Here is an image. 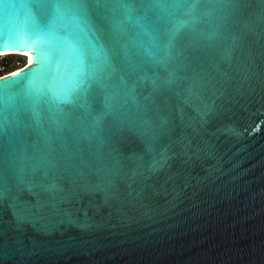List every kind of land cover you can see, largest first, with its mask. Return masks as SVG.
<instances>
[{
    "label": "water",
    "instance_id": "water-1",
    "mask_svg": "<svg viewBox=\"0 0 264 264\" xmlns=\"http://www.w3.org/2000/svg\"><path fill=\"white\" fill-rule=\"evenodd\" d=\"M110 7L88 4L106 32ZM196 8V30L177 36L155 86L130 96L136 79L123 70L108 82L115 115L97 135L84 134L85 113L103 111L101 91L54 114L51 95L75 87L79 65L60 44L39 47L44 93L0 137V264H264V0ZM34 15L31 0H0V42H19ZM66 23L87 47L71 14ZM36 56L0 82L37 68ZM132 59L150 65L143 49Z\"/></svg>",
    "mask_w": 264,
    "mask_h": 264
},
{
    "label": "snow or ice",
    "instance_id": "snow-or-ice-1",
    "mask_svg": "<svg viewBox=\"0 0 264 264\" xmlns=\"http://www.w3.org/2000/svg\"><path fill=\"white\" fill-rule=\"evenodd\" d=\"M31 2L40 9V15L33 16L32 31L17 43H7L5 46L6 41L0 42V51L37 53V68L0 82V137L13 131L44 93L46 84L38 85L37 80L46 81L51 75V68L50 62L42 60L39 56L38 49L41 45H62L72 51L79 65L75 87L62 94L53 93L50 98V110L54 114L65 115L64 105L73 104L78 94H87L93 87L98 88L103 95V111L94 113L89 107L85 113L89 118L88 127L84 128L86 136L89 132L91 135H97L103 131L104 119L115 115V96L106 91L113 76L123 70L129 77H135L136 82L128 93L130 96L135 92L137 84L151 81L155 86L156 70H166V62L177 36L186 29L196 30L195 26L199 23L196 5L202 2L227 3L229 0H102L103 3L111 5L108 9L109 15L103 17L107 32L103 26L96 24L89 14L88 4L92 0H74L71 9L67 0ZM69 14L87 47L69 33L66 23ZM62 21H65L63 25ZM149 25L157 33L152 37L150 48L140 39L141 32L149 34ZM130 26L140 31L133 32ZM161 26H166L163 33L159 31ZM112 44L119 45L120 50L110 47ZM132 49H136L137 54L143 49L150 58V65L145 67L141 62L133 60ZM88 50L91 51V58ZM121 57L127 62L123 66L120 63ZM149 67L153 72L152 77L148 75ZM138 73L143 75H137ZM120 82L127 87L124 75L120 76ZM65 118L73 119L71 114Z\"/></svg>",
    "mask_w": 264,
    "mask_h": 264
},
{
    "label": "bare ground",
    "instance_id": "bare-ground-1",
    "mask_svg": "<svg viewBox=\"0 0 264 264\" xmlns=\"http://www.w3.org/2000/svg\"><path fill=\"white\" fill-rule=\"evenodd\" d=\"M8 54H18L19 56H22L26 59V63L23 64L22 66H20L19 68L9 72V73H6L4 75H0V80L7 78V77H10L11 75H15V74L21 72L26 66L32 65V62L30 59L31 54H32L31 51H19V50H16V51H0V57L8 56Z\"/></svg>",
    "mask_w": 264,
    "mask_h": 264
},
{
    "label": "rangeland",
    "instance_id": "rangeland-1",
    "mask_svg": "<svg viewBox=\"0 0 264 264\" xmlns=\"http://www.w3.org/2000/svg\"><path fill=\"white\" fill-rule=\"evenodd\" d=\"M8 56H9V57H7L9 60L8 66L10 68L17 67V66L20 67L26 63V59L22 56H19V55H14V56L8 55ZM4 57L5 56L0 57V68H3V58Z\"/></svg>",
    "mask_w": 264,
    "mask_h": 264
},
{
    "label": "trees",
    "instance_id": "trees-1",
    "mask_svg": "<svg viewBox=\"0 0 264 264\" xmlns=\"http://www.w3.org/2000/svg\"><path fill=\"white\" fill-rule=\"evenodd\" d=\"M12 56H14V55H12ZM7 57H9V56H5V57L3 58V67H4V69H3V70H0V75H4V74H6V73H9V72H11V71H13V70L19 68V66H17V67H13V68H10V67L8 66V64H9V60H8Z\"/></svg>",
    "mask_w": 264,
    "mask_h": 264
},
{
    "label": "built area",
    "instance_id": "built-area-1",
    "mask_svg": "<svg viewBox=\"0 0 264 264\" xmlns=\"http://www.w3.org/2000/svg\"><path fill=\"white\" fill-rule=\"evenodd\" d=\"M4 69V67L3 68H0V70H3Z\"/></svg>",
    "mask_w": 264,
    "mask_h": 264
}]
</instances>
